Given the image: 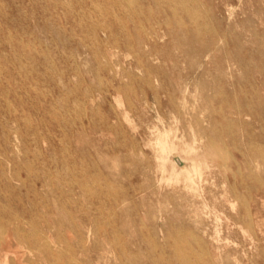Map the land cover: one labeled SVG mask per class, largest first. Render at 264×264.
I'll return each mask as SVG.
<instances>
[{
  "label": "rangeland",
  "instance_id": "rangeland-1",
  "mask_svg": "<svg viewBox=\"0 0 264 264\" xmlns=\"http://www.w3.org/2000/svg\"><path fill=\"white\" fill-rule=\"evenodd\" d=\"M1 263L264 264V0H0Z\"/></svg>",
  "mask_w": 264,
  "mask_h": 264
},
{
  "label": "bare ground",
  "instance_id": "bare-ground-1",
  "mask_svg": "<svg viewBox=\"0 0 264 264\" xmlns=\"http://www.w3.org/2000/svg\"><path fill=\"white\" fill-rule=\"evenodd\" d=\"M114 10V9H113ZM111 32V31H110ZM133 37V36H132ZM171 131V130H170ZM159 144H160V147H161V157H162V159H167V152L169 151V150H171L174 146L172 145V144H170L169 143V141L168 140H166V139H161L160 141H159ZM186 145V144H185ZM181 146V145H180ZM187 171V173H188V175H189V177H191V171L189 170V169H187L186 170ZM194 171L195 172H199L200 171V168L197 166V165H194ZM173 175L174 176H176V177H178L179 176V174L178 173H176L175 171H174V173H173ZM90 178V177H89ZM173 178V177H172ZM173 180V179H172ZM64 221V220H63ZM93 233V232H92ZM77 236V235H76ZM44 239H46V237L44 238ZM85 240H87V239H85ZM125 248V247H124ZM163 248V247H162ZM2 264V263H1Z\"/></svg>",
  "mask_w": 264,
  "mask_h": 264
}]
</instances>
